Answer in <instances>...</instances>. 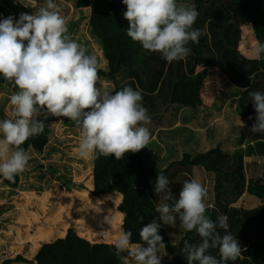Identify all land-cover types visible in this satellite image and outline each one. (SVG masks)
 I'll list each match as a JSON object with an SVG mask.
<instances>
[{
  "label": "trees",
  "instance_id": "1",
  "mask_svg": "<svg viewBox=\"0 0 264 264\" xmlns=\"http://www.w3.org/2000/svg\"><path fill=\"white\" fill-rule=\"evenodd\" d=\"M191 2L200 13L193 28L200 29L202 35L198 44L188 43L191 52L186 59L171 63L159 52L148 54L126 35L128 21L123 16L126 5L122 0H75L74 5L90 7L91 34L101 42L108 67V71L98 70V75L114 81L118 73L125 71L129 78L113 92L125 85L140 89L142 105L149 111L163 101L168 105L196 109L211 105L214 96L224 91L230 82L241 90L237 104L246 124L239 132L238 145H245L234 148L231 153L224 152L219 146L194 155L185 153L164 169L144 166L140 150L126 153L121 160L113 156L92 158L91 169L84 180L93 167V181L91 177L86 183L88 187L93 185L90 194L96 199H109L112 207L107 216L108 225L103 224L99 229L104 231L101 240L93 242L80 236L78 232L82 226H77L78 232L76 227H70L63 237L42 242L33 256L35 264H121L113 246L114 237L121 230L131 231L132 242L143 243L139 237L140 228L159 216L155 212L157 202L150 179L156 180L159 173L168 178L174 166L202 167L206 172L214 173L215 206L207 207L205 215L213 221L220 214L226 215L228 231L241 245L240 256L227 264H264V184L260 180H250L246 184L244 173L247 161L264 162V134L251 131L256 112L249 96V92H264V60L250 58L251 44L257 39L264 42V0ZM214 129L215 126L207 129L209 139L213 138ZM47 142V133L43 130L21 147L25 151L29 147L41 151ZM85 166H89L88 161ZM17 182L18 176L13 182L7 180L11 186H16ZM226 186L234 194L230 201L222 199L227 193ZM157 222L162 225L158 234L162 236L164 249L172 257L173 264H187L182 253L184 241L199 243L201 238L195 231H185L178 243L171 244L163 222ZM218 231L224 234L223 229ZM107 238L110 242H106ZM209 252L219 258L218 249ZM18 260L24 259L18 256L1 264Z\"/></svg>",
  "mask_w": 264,
  "mask_h": 264
},
{
  "label": "clouds",
  "instance_id": "2",
  "mask_svg": "<svg viewBox=\"0 0 264 264\" xmlns=\"http://www.w3.org/2000/svg\"><path fill=\"white\" fill-rule=\"evenodd\" d=\"M122 3L126 35L144 50L161 53L167 62L186 59L191 52L188 43H199L202 32L193 28L200 15L195 5L178 0ZM66 33V20L53 0H46L44 7L31 14L0 17V78L18 87L9 98L13 118L0 120V177L10 182L30 159L21 145L43 132L41 114L75 122L80 128L77 154L82 158L121 160L150 143L151 118L142 105V91L130 85L115 92L101 91L96 56L87 54ZM250 58L264 60V42L257 39L251 44ZM249 96L256 112L251 131L264 134V92H249ZM153 191L160 201L155 208L159 216L140 228L143 243H133L131 231L125 230L113 239L121 264H161L165 245L157 220L167 225L178 221L184 231H195L201 238L199 243L184 241L187 264H227L240 256L241 245L228 231V217L220 214L213 221L205 215L206 189L201 182L185 181L173 196L168 178L159 173ZM210 249H218L219 258Z\"/></svg>",
  "mask_w": 264,
  "mask_h": 264
},
{
  "label": "rangeland",
  "instance_id": "3",
  "mask_svg": "<svg viewBox=\"0 0 264 264\" xmlns=\"http://www.w3.org/2000/svg\"><path fill=\"white\" fill-rule=\"evenodd\" d=\"M53 2L58 5L60 14L66 20V35L81 44L87 54L96 56L98 70L108 71L102 44L91 34L90 7H75V0ZM178 2L186 6L193 5L191 0ZM45 3L46 0H0V17L12 15L18 18L20 13L31 14L44 7ZM146 52L149 54V51ZM128 80L125 71L118 73L114 81L98 75V86L101 91H113L116 86ZM16 91L17 86L0 78V120L13 118L9 98ZM240 94L239 88L227 82L225 90L214 96L212 104L207 108L192 109L168 105L165 101L149 108L147 113H151L148 114L151 123L147 127L151 139L147 146L140 149L144 166L155 165L158 169H164L170 163L180 160L185 153L194 155L216 146L231 153L234 148L244 146L238 145L239 132L246 124V120L239 114L237 101ZM38 119L44 121L47 144L41 151L31 147L26 150L30 159L25 170L17 175L16 186L9 185L6 179L0 177V264L18 256L24 260L10 264H35L33 256L42 242L63 237L73 226L77 232V226H82L78 232L80 236L84 235L93 242L99 241L104 232L99 229L109 222L107 216L112 209L109 199L94 198L90 194L93 185L88 187L86 184L87 179L92 177L93 167L89 177L84 180L91 169L92 158H82L77 154L80 128L64 117L41 114ZM213 126V138L209 139L206 131ZM86 161L89 166H85ZM244 173L246 184L250 180H260L264 184V162L247 161L246 165L244 163ZM193 179L201 182L206 189V208H214L215 175L202 167H172L168 176L172 195L177 196L184 182ZM150 183L154 186L155 180L150 179ZM224 190L227 193L222 199L232 200L234 194L229 186ZM154 197L158 205L159 197L155 193ZM102 213L104 215L101 218ZM164 226L169 242L178 243L185 232L179 222ZM106 242H110V238ZM163 252L161 264H173L172 257L164 247L161 248Z\"/></svg>",
  "mask_w": 264,
  "mask_h": 264
},
{
  "label": "crops",
  "instance_id": "4",
  "mask_svg": "<svg viewBox=\"0 0 264 264\" xmlns=\"http://www.w3.org/2000/svg\"><path fill=\"white\" fill-rule=\"evenodd\" d=\"M245 165H246V163H245Z\"/></svg>",
  "mask_w": 264,
  "mask_h": 264
}]
</instances>
